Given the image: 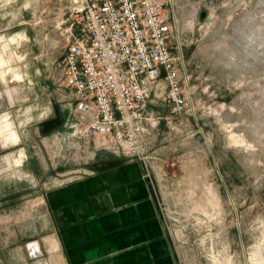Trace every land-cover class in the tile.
Segmentation results:
<instances>
[{
    "label": "rangeland",
    "instance_id": "obj_1",
    "mask_svg": "<svg viewBox=\"0 0 264 264\" xmlns=\"http://www.w3.org/2000/svg\"><path fill=\"white\" fill-rule=\"evenodd\" d=\"M65 5L0 0V123L10 121L0 124V264L49 260L46 251L32 253L50 228L45 221L36 230L31 206L42 180L77 163L60 81ZM167 10L192 96L153 148L162 156L154 174L170 231L186 264L262 262L264 0H172ZM27 166L35 178L23 173Z\"/></svg>",
    "mask_w": 264,
    "mask_h": 264
},
{
    "label": "built area",
    "instance_id": "obj_2",
    "mask_svg": "<svg viewBox=\"0 0 264 264\" xmlns=\"http://www.w3.org/2000/svg\"><path fill=\"white\" fill-rule=\"evenodd\" d=\"M171 1L61 0L60 81L69 92L72 141L93 140L97 149L145 161L161 122L151 109L154 90L165 82L172 112L187 110L192 96L181 75Z\"/></svg>",
    "mask_w": 264,
    "mask_h": 264
},
{
    "label": "crops",
    "instance_id": "obj_3",
    "mask_svg": "<svg viewBox=\"0 0 264 264\" xmlns=\"http://www.w3.org/2000/svg\"><path fill=\"white\" fill-rule=\"evenodd\" d=\"M5 62L0 55V66ZM165 87L162 82L153 93L151 109L161 122L145 161L97 149L93 140L70 139L77 150L76 166L56 172L52 182L42 180L43 188L36 189L31 206L36 230L40 226L43 231L45 221L50 228L31 246L36 257L44 251L49 254V260L40 264H186L170 231L154 174L156 167L163 171L162 156L153 149L157 136L166 118L176 115L165 98ZM2 121L10 123L8 116ZM4 139L10 143L7 136ZM22 170L27 177L35 176L33 168Z\"/></svg>",
    "mask_w": 264,
    "mask_h": 264
},
{
    "label": "bare ground",
    "instance_id": "obj_4",
    "mask_svg": "<svg viewBox=\"0 0 264 264\" xmlns=\"http://www.w3.org/2000/svg\"><path fill=\"white\" fill-rule=\"evenodd\" d=\"M255 264H264V260L262 262L257 261Z\"/></svg>",
    "mask_w": 264,
    "mask_h": 264
},
{
    "label": "water",
    "instance_id": "obj_5",
    "mask_svg": "<svg viewBox=\"0 0 264 264\" xmlns=\"http://www.w3.org/2000/svg\"><path fill=\"white\" fill-rule=\"evenodd\" d=\"M202 16H204V12H203Z\"/></svg>",
    "mask_w": 264,
    "mask_h": 264
},
{
    "label": "flooded vegetation",
    "instance_id": "obj_6",
    "mask_svg": "<svg viewBox=\"0 0 264 264\" xmlns=\"http://www.w3.org/2000/svg\"><path fill=\"white\" fill-rule=\"evenodd\" d=\"M62 117H63V115H62Z\"/></svg>",
    "mask_w": 264,
    "mask_h": 264
}]
</instances>
